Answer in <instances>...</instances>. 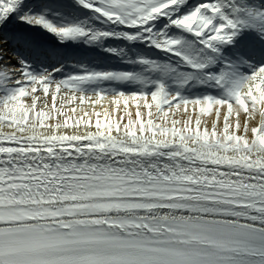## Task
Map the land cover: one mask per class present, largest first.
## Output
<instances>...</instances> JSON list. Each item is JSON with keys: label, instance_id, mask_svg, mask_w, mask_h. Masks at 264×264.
Returning a JSON list of instances; mask_svg holds the SVG:
<instances>
[{"label": "snow or ice", "instance_id": "1", "mask_svg": "<svg viewBox=\"0 0 264 264\" xmlns=\"http://www.w3.org/2000/svg\"><path fill=\"white\" fill-rule=\"evenodd\" d=\"M0 264H264V0H0Z\"/></svg>", "mask_w": 264, "mask_h": 264}]
</instances>
